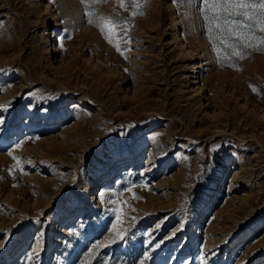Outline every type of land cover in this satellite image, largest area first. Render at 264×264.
I'll return each mask as SVG.
<instances>
[{
  "label": "rangeland",
  "instance_id": "rangeland-1",
  "mask_svg": "<svg viewBox=\"0 0 264 264\" xmlns=\"http://www.w3.org/2000/svg\"><path fill=\"white\" fill-rule=\"evenodd\" d=\"M89 7L129 23L0 0V264H264V52L220 66L201 0Z\"/></svg>",
  "mask_w": 264,
  "mask_h": 264
},
{
  "label": "snow or ice",
  "instance_id": "snow-or-ice-1",
  "mask_svg": "<svg viewBox=\"0 0 264 264\" xmlns=\"http://www.w3.org/2000/svg\"><path fill=\"white\" fill-rule=\"evenodd\" d=\"M106 0H81L82 4H85L88 8L87 14L90 17L89 23H97V26L101 28L102 33L105 32V26H108L109 31L120 28L121 24L129 23L127 20H114L111 18L95 21L91 17L94 15V10L90 9V4L104 3ZM149 0H118V3L122 7H127L128 4H132L137 8V11L133 12V17L136 15H143V12L139 9L146 5ZM174 3L184 4L190 3L191 0H173ZM201 12L203 19L206 23L209 38L213 42L214 50L216 51L218 63L220 66H225V63L220 60V57H224V61L227 62V66L233 67L234 70H240L236 64L232 62L231 57H237L238 59L247 58L250 53L248 49L253 51L264 52V0H201ZM215 33V35H212ZM126 35V31H125ZM106 38H108L106 36ZM219 41V44L216 42ZM130 43V39L125 41ZM109 43H113L109 39ZM223 45V48L220 47ZM117 51L123 52L119 47V44H115ZM224 49H231L230 52L224 51ZM130 50V49H128ZM255 91V89H253ZM2 123V121H0ZM16 147H20L18 143ZM11 155V153H9ZM14 159H19L13 157ZM15 186V185H14ZM103 198V194H101ZM139 199V197H134ZM115 227V226H114ZM182 227V226H181ZM130 229L121 228L117 233V239L123 241L126 239V234ZM116 239H113L111 243H115ZM99 245H97L98 247ZM159 247V244L155 245ZM4 247L0 244V248ZM40 244L37 243V247L33 249L34 253H38ZM31 259V257H29Z\"/></svg>",
  "mask_w": 264,
  "mask_h": 264
},
{
  "label": "bare ground",
  "instance_id": "bare-ground-1",
  "mask_svg": "<svg viewBox=\"0 0 264 264\" xmlns=\"http://www.w3.org/2000/svg\"><path fill=\"white\" fill-rule=\"evenodd\" d=\"M43 6V5H42ZM50 7V6H49ZM45 12V11H44ZM186 50V49H185ZM188 52H190V51H188ZM188 52H187V54H188ZM191 68L190 69H195V68H198V67H200V64H198V63H192L191 65ZM108 137V136H107ZM249 146H250V144H249Z\"/></svg>",
  "mask_w": 264,
  "mask_h": 264
}]
</instances>
